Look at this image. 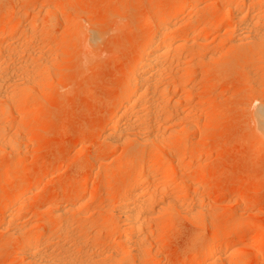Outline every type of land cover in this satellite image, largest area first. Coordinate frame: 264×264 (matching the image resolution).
Wrapping results in <instances>:
<instances>
[{"label": "rangeland", "instance_id": "obj_1", "mask_svg": "<svg viewBox=\"0 0 264 264\" xmlns=\"http://www.w3.org/2000/svg\"><path fill=\"white\" fill-rule=\"evenodd\" d=\"M65 1L0 0V45L4 42L5 45L13 44V47L20 45L22 40L19 41L18 38L15 40V37L12 39L7 33L2 32L21 24L14 16L9 15L11 9L20 11L47 4L55 6L53 4L66 3V8L64 6L63 10L59 11L61 14L56 20L57 24L40 26L39 34L45 38H41L39 44L33 46L34 51L45 44L56 43L53 45L59 44L61 47H59L61 50H58L59 57L56 55L57 64L54 63L57 65L56 69L53 68L54 73L52 72L50 81L47 82L50 89L43 93L40 91L37 101L18 99L16 101L18 107L10 110L8 115L12 121L8 128L11 134L15 133L18 137L16 149L19 153L14 155L6 148L4 150L0 147V264H34L22 253L19 242L22 237L31 236L32 233L34 234L32 237L43 233L48 234L47 236L52 235L51 242L43 246L42 252L53 256L56 252V257L61 253L57 250L60 249L58 247L61 243L66 241L68 243L70 238L79 236L83 237L81 244L87 242L85 245L93 252L95 250V255L104 254L98 258L101 264H210L200 254L203 239L211 237L216 232L219 234L233 232L234 225L239 220H244L249 225L237 230L236 233L243 241L231 249L229 259L234 260L238 255L243 257L244 264H264V140L259 138L256 131L254 116V105L258 101L264 102V51L262 56L256 59L253 58L255 50L236 49V52L225 40L227 38L222 37L224 43L220 47L219 41L213 42L224 32L228 41L231 39L230 35L233 36V31L231 34L226 32V25L231 16L222 11L228 0H203L201 9L196 11L198 14L190 13L192 15L190 16L187 12L182 13V20H186V17L210 20L214 14L218 15V24L215 23L216 27L210 29L211 33L208 32L212 43L208 45L209 47L205 46L206 54L214 55L215 52L216 54L214 59H211V55L193 58L194 61L191 62L193 67L192 65L190 67L192 75L186 78L188 87L186 89L189 93L180 104L186 110L192 109L193 117L187 120L193 123L181 122L183 125L187 123L195 125H190L194 129L190 126L188 129V126L186 128L180 122L181 125L179 124L177 128L181 133L177 135L179 139L174 136L175 138L163 140L164 147L162 145L158 147L160 150L155 147L157 151H154V146L151 150L149 145L145 149H148L149 153L148 158L145 157L146 154L143 158L145 162L150 160L152 155L167 156L166 163L171 158L172 162H175L174 159L176 162L179 160L184 162L189 169L188 174L185 173L178 179L182 177L179 180L188 182L184 184L189 186L185 185L186 188L181 186L183 189L179 187L178 190L174 188L175 190L170 191L169 196L176 205L174 208L173 205L170 206L171 210L163 213V220L161 218L160 223L167 222L169 218L173 223L164 224L159 230L155 229L156 227L153 229L155 230L151 235H154L153 240L151 239L153 249L151 248L150 253L143 252L140 259L135 258L128 245L123 243L122 232L117 228L115 210L120 194L123 195L126 191L124 182L127 184L128 178L133 174L131 171L142 158L139 154L136 156V150L128 146L122 145L117 149L118 147L113 148L109 144L113 148L110 149L109 145L107 146L109 142L101 135L113 113L127 73L137 57V46L151 31L152 16L158 10H169L175 2L69 0L68 4V0ZM206 2L214 3L215 7L206 5ZM184 14L188 15L185 17ZM76 18L77 20H74ZM74 21L77 24H84V28L93 32L96 41L89 46L82 43L84 38L76 29ZM65 22H69L70 26L73 24L72 31H65L70 27ZM263 24L260 27L264 29ZM74 28L76 31H73ZM10 39L14 40V43ZM24 58L23 56L22 59ZM20 59L17 60L18 63L23 61ZM44 81L43 83L47 85L46 80ZM180 90L182 89L178 90L181 93ZM187 120L185 118L184 121ZM209 150L213 153L207 156L205 153ZM89 153L90 156H95L96 165H100L97 167L102 169L101 171L109 172L110 179L104 181L103 176L97 173L98 170L93 169L92 164H88ZM18 154L20 156H17ZM131 163L135 165L132 166ZM41 179L43 183L33 187L34 183ZM197 182L202 184L199 194L193 189ZM25 190H30V195L16 202L14 200L16 196ZM224 192L228 193L223 195ZM197 202L199 204L201 202V205ZM76 203L78 207L76 206V211L73 210L69 217L70 224L73 223L71 232L73 230L74 236L67 234L65 237L62 236L63 238H57L56 229L61 228L62 221L54 216L52 210L55 211V208L61 205L66 207ZM5 205L16 208L14 215L16 217L13 216L12 222L6 223L1 220ZM186 209L193 213L185 211ZM184 212L188 215L193 214L194 219L197 217L196 223L192 221L193 217L189 218ZM167 215L169 216L166 218ZM86 233L88 236H85ZM84 236L87 238L86 241ZM195 236L201 238L197 243L192 242ZM74 243L75 253L83 246L87 248L85 245L79 248L80 243ZM124 249L125 252L128 249L127 253L123 252Z\"/></svg>", "mask_w": 264, "mask_h": 264}, {"label": "bare ground", "instance_id": "obj_2", "mask_svg": "<svg viewBox=\"0 0 264 264\" xmlns=\"http://www.w3.org/2000/svg\"><path fill=\"white\" fill-rule=\"evenodd\" d=\"M15 1L20 2L21 0H15ZM68 2L69 0L67 1V3ZM173 2H175V4L169 10L166 11L158 10L152 16L151 18L152 29L150 27L151 30L150 33H148L137 46V57L133 61L132 66L127 73L126 81L124 83L120 96L116 101L115 107L113 109V113L109 118V120L107 121L106 127L103 130L104 132H102L103 135H101L105 140L109 142L107 143V146L110 144L111 146H113V148L114 146L115 148L118 147L117 149H119V146L122 145H124L123 147L128 146L136 150L137 152L136 156L140 155V157L142 158L141 161L138 159L139 157L136 158L140 161L137 162V164L136 161L133 159L134 163L136 164V165L135 164L132 165L131 163L132 166L135 165L134 170L131 171V173L133 172V174L130 175L128 181L126 180L127 184L124 182L125 184L124 187L126 188V191L125 193H123V195L120 194L119 203L117 204V208L115 207L117 209L115 211L118 219L117 228H119V230L122 232L123 235L121 239L123 243L127 244L129 249H131V252H133L134 257L135 258L138 257V259L141 258L143 252L144 253L149 252L151 248L153 249L154 244L151 245L152 243L151 241L153 240L152 238L154 236L151 235L152 232L154 234L155 231L153 229L156 227L155 229L159 230L164 227V224L166 225L173 221L172 219L169 218L167 222L160 223L161 218L163 220L162 217V215H164L163 213L166 210H171L170 206L173 205L172 207L174 208V205H176L175 204L176 202L172 203V201L174 200H172V197L169 196L170 191L175 190L181 186H184V188H186L185 185L188 184V182L185 181L181 182L180 180L182 177L179 178L180 180L178 179V177L181 175L183 176V174L187 173L189 170L187 168V165H185L184 162H181V160L176 162V159H174L175 162H172L171 161L172 158H171V160L168 161L171 164H168V162L166 163L165 160H167L168 158L167 159L165 158L167 156L163 157L161 155H152L151 159L145 162L143 161L145 154H146L145 157L148 158L147 156L148 149L147 150L145 149L147 148L148 145L151 148V150L153 146L154 148L155 147L158 148L161 145L162 146L165 145L163 144V140L165 139L167 140L172 137L175 138L174 136L181 134L177 130V128H179L178 125L180 124L181 121H183V123H186L188 121L190 122V120L187 119L193 117L192 114L194 113H192V109L186 110L181 106L180 103L181 100L186 98L189 93L187 91L188 89H186L188 88L186 84V78L188 76L190 78L192 75L190 67L193 63L191 62H193L194 59H196V57L204 58L207 56L210 57V55H211V59H214L213 57H215L216 54V52L214 55H212V53L210 55L206 54L205 46H208L212 43V41L208 37L209 36L208 34H210L212 31L210 29H213V27L214 26L216 27V25L218 24L217 22L218 15L214 14L210 18V20H207V18L204 20H197L194 17L187 18L186 16L188 14L190 15V13L191 14L196 13V11H199L201 9L200 6L201 3L203 5V0H174ZM216 3L218 4V2ZM59 4L60 3L53 4L55 6H51V5L48 6L47 4L35 8L34 7L27 8L26 10L22 9L20 11L11 9L9 15L14 16L17 20L20 21L21 24L16 28H11L2 31L3 34L7 33L12 39L13 37H15L14 38L15 40H17V38L18 40L20 39L19 41L22 40L20 45L19 44L17 45L16 43L17 47H13V44L5 45L4 42L1 45L4 44L5 46L0 45V147H2L3 149L6 148L9 151V153L14 155L19 153L17 152L16 149L18 137H16L15 133L11 134V131L8 128L9 123L12 122L9 119L8 115L11 112L10 110L18 107V106L16 107V105H18L16 104V101L18 99L20 100L27 99L28 102L37 101L38 100L37 96L40 91L41 93H43L50 89L49 88L50 86L49 84H47V82L50 81L49 80L50 75L54 73L53 68L57 64V60H58L57 57H59L58 50L59 51L61 50L59 49L60 45L58 43H57L58 46L53 45L56 43H53L51 45L45 44L46 46L44 45L42 48L41 46L38 45L39 47L36 49L39 48L40 49L36 51H34L35 47L33 48V46L39 44L41 38H45L42 37L41 33L39 34L38 29H40L46 24L52 26L53 24L58 23L56 20H58V18L60 17L59 14H61V12L59 13V11L63 10L66 3L63 2L60 5ZM225 4L222 11H224V13L227 14L228 16L229 15L231 16L230 17L231 20H229V22H227L226 25V32H229L231 34V31H233L232 33L233 36L230 35L231 39L228 41V37L226 36L227 34L224 32L223 34L221 33L222 35L219 34V36L215 38L213 42L219 41L218 44L220 47L224 43V39L222 38L224 37L227 38L225 40L229 42L230 46L235 48V51L236 49L240 51L241 49H246V50L253 49L255 50L253 58L257 59V57H261L264 51V29L260 27V25L262 26V24L264 23V0H228V2ZM206 5L213 7L215 4L211 2L207 4L206 2ZM186 12L188 14L186 16L185 14L183 15L186 17V20H182L183 19L182 13H186ZM74 20H77V18ZM69 22L72 23L73 21H69ZM69 22L67 23L65 22V23L69 24L70 26ZM75 23L76 22L74 21V24ZM72 25L73 24H71L70 27L68 26L70 29L69 28L66 29L67 27L64 26L66 29L65 31L67 30L72 31L71 30ZM76 25H77L76 29L78 30V32H80L79 34H81V37L84 38V39L81 38L83 41L82 43L88 44L89 46V44L96 41V37H94L93 32H90V30L84 28L83 26L84 24L82 25L76 23ZM76 29L74 28L73 31L74 30L76 31ZM49 30L51 31V29ZM56 35L54 34V36ZM11 41H13L12 43H14V40ZM41 44H43V42ZM16 45L14 44V46ZM217 55L219 56V54ZM23 56L25 57L24 58L25 60L22 59ZM19 57L23 60L21 63L20 62L18 63L20 59ZM55 62L56 64H54ZM44 80H46L47 85L43 83L45 82ZM179 89H182L180 90L181 93L178 91ZM258 91L260 90H257V92ZM39 98H41V96ZM26 108L28 107L26 106ZM254 116L256 117V121H255L257 125L256 131L260 136L259 138L264 140V102L258 101V103L254 105ZM185 118L187 121H184ZM190 123L192 124L193 122ZM188 124L189 123L184 125L186 128L188 126L189 129V126L191 124L189 125ZM191 126H195V125H191ZM191 129L194 128L191 127ZM185 135L183 134V136ZM178 137L179 136H177V138ZM182 137L180 136V138ZM160 142H162V144H160ZM113 148L110 147V149ZM156 148L154 149V151L155 150L157 151ZM138 151H140V153ZM212 153L213 152L209 150L205 154L209 156ZM90 154L91 153H89V156ZM17 156L20 155L18 154ZM182 157H180V159H182ZM186 158L187 157H185V160ZM87 162L88 164H92L93 169L98 170L97 173H100L103 176L101 177L105 179L104 181L110 179L111 175L109 174V172L107 170L101 171L102 169L99 168L100 165L98 164L96 165L97 159L95 158V156L91 155L90 157H88ZM12 163H14V161H12ZM121 165H123V163ZM184 182L186 184H184ZM42 183H43V179L34 183L33 187L35 185ZM201 187H202L201 183L197 182L196 185L194 184L193 189L196 192V194L197 193L199 194ZM29 192L30 190L29 191L25 190L23 192H20L14 200L16 202L22 201V199L25 198L29 194ZM227 193L228 192H224L223 195H226ZM176 196L173 197L177 199ZM197 203L199 204V202ZM199 205H201V202ZM8 206L5 205V208L3 207L2 216H1L2 217L1 220L5 221L6 223L13 221V216L15 215L16 212L15 211L16 208L14 209V207L11 208ZM61 206L58 208L56 207L55 211L52 210L54 216L57 217L58 220L61 219L62 221L61 228L56 229L57 238L59 237L61 238L62 236L67 234H70V236H74V234H72L73 230L71 232V224L73 223L70 224L69 217L71 216V213L74 212L73 210L76 209V206L78 207V204L76 203L73 204L72 206H66V207L64 206L61 207ZM191 208H193V206ZM197 208L199 209V207ZM185 211H187V209ZM170 212L172 213V211ZM187 212H184V214L188 215ZM189 213H193V211ZM192 215L189 214L188 217L189 218L193 217L192 219H194V215L193 216ZM168 216L169 215L165 217L167 218ZM195 219L192 221H195ZM41 225L40 227H44V225L43 226ZM247 225H249L248 222L244 220L243 221L239 220L234 225L233 232L229 234L226 233L219 234L218 232H216L212 234L211 237L209 238L206 237L205 239H203L204 243H203V249L200 253L201 256L204 257L206 260H208L210 264H244L243 257L236 255V258H234V260H231L229 259V253L233 247H235L238 243H241L243 241L241 236L237 234L238 233L237 230ZM45 226L47 225L45 224ZM43 234L38 236L35 235L34 237H32V235H34L32 233L31 236L22 237L21 240L19 241L21 242L20 246H22V250H23V252L22 251L21 252L34 264H98L100 263L98 262L100 261L98 258L101 257L100 255H104L103 253L100 255H95L96 253L95 250L94 253L85 245L87 242L85 244H81L82 243L81 239L83 237H79V236L76 238L68 237L71 239L70 242L68 243L66 241L67 239L66 237L64 241H66L67 244L61 243L62 245L60 244L59 246V244L57 243V245L59 246L58 248H60L57 250H60L61 252L59 253V256L57 255L58 257L55 256L56 252L54 253V256L52 254L50 255L44 254L42 252L43 246L51 242L52 235L47 236L48 234L47 235L46 234L43 235ZM98 234L100 233L97 234L95 233V235ZM75 236L77 235L75 234ZM85 236H88V233H86ZM76 240L79 241L78 243L81 244V246L79 244V248H81L83 245H85L87 248L83 246L84 248L82 247L81 250H78V252L75 253L73 251V247L75 245L74 242L77 243ZM86 240L87 238L85 239V241ZM200 240H201L200 237L195 236L192 239V242L197 243ZM85 241L83 240V242ZM125 249L123 250V252H125ZM127 251L125 253H127ZM117 252L118 251H116V253ZM110 255L113 256V254Z\"/></svg>", "mask_w": 264, "mask_h": 264}]
</instances>
